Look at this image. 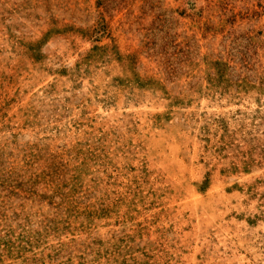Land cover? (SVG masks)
<instances>
[{"label": "rangeland", "instance_id": "374dc122", "mask_svg": "<svg viewBox=\"0 0 264 264\" xmlns=\"http://www.w3.org/2000/svg\"><path fill=\"white\" fill-rule=\"evenodd\" d=\"M0 264H264V0H0Z\"/></svg>", "mask_w": 264, "mask_h": 264}]
</instances>
